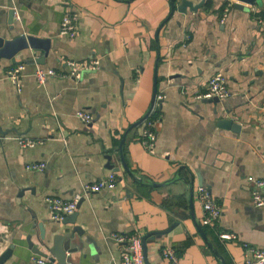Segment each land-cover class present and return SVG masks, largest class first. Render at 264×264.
Listing matches in <instances>:
<instances>
[{
    "label": "crops",
    "instance_id": "obj_1",
    "mask_svg": "<svg viewBox=\"0 0 264 264\" xmlns=\"http://www.w3.org/2000/svg\"><path fill=\"white\" fill-rule=\"evenodd\" d=\"M179 2L0 0L1 35L49 38L44 55L43 48L27 46L14 59L0 56V264L49 256L65 225L50 218L47 197L71 199L110 171L114 187L85 192L77 202L81 233L66 251L72 264H112L126 250L116 235L142 239L168 227L146 239V264H241L243 243L264 249V207L254 205L246 178H264V0L242 6L192 0L199 5L186 10ZM68 8L78 12L73 36L59 30ZM92 57L97 65L79 77L36 78L37 66L66 70L68 59ZM19 62L16 83L8 69ZM215 71L225 75L230 93L217 101L196 98ZM158 92L164 95L154 102ZM150 106L156 137L147 148L141 126L128 127ZM80 109L91 121L76 116ZM219 119L238 128L220 126ZM124 133L122 155L131 174L119 153ZM18 136L37 142L22 147ZM33 161L45 166L26 168ZM199 184L220 205L214 226L200 222ZM218 231L234 236L222 240ZM27 234L45 254L29 247ZM167 246L175 249V262L162 255Z\"/></svg>",
    "mask_w": 264,
    "mask_h": 264
},
{
    "label": "built area",
    "instance_id": "obj_2",
    "mask_svg": "<svg viewBox=\"0 0 264 264\" xmlns=\"http://www.w3.org/2000/svg\"><path fill=\"white\" fill-rule=\"evenodd\" d=\"M228 4V3H227ZM225 4L223 7V12L221 15V20L227 13L228 5ZM77 19L78 12L72 8H68L64 11L62 18L60 20L59 30L61 33H66L69 36H73L77 30ZM264 22V17L259 18ZM68 67L66 70H58L52 66H37L35 69V75L39 82H43L45 78L50 74L65 75L69 74L75 77H79L84 70L93 68L98 63V58L89 59H68L66 61ZM23 63L19 62L14 64L8 69L9 75L17 81V76L19 70L22 68ZM230 93V90L226 84L225 75L221 71L213 72L206 82V88L204 90L195 91L194 96L196 98H211V96H224ZM164 94L158 92L155 94L154 102L159 101ZM153 105V104H152ZM152 110V106L149 110ZM76 116L85 122H89L92 119V115L84 110L75 111ZM141 123V142L147 147L151 148L154 144L156 133L152 130L155 123L154 119H146L144 117ZM17 141L22 147L33 146L37 139L18 136ZM26 168L29 169H42L45 166L43 161L39 162H29L26 163ZM247 181L250 183L251 198L256 206L264 207V178L255 177L253 175L246 176ZM116 183V176L113 171H110L106 176L99 178L91 183H85L83 190L76 193L71 199H64L59 196L47 197L49 216L51 219L64 218L65 215L72 213L77 205L78 200L81 196L88 191H98L102 188H112ZM196 197L202 207V217L201 224L214 226L220 217L221 208L217 200L211 194L209 189L199 184L196 187ZM217 235L220 239H229L234 235L230 231H218ZM119 240L126 241V250L121 254V256L114 260L112 264H146L144 260L142 239L139 234L131 233L128 235H116ZM244 256L241 264H264V249L250 245L248 243H243ZM161 253L164 257L175 262L177 260V255L175 249L171 246L163 247ZM35 264H55L48 256L36 255L32 257Z\"/></svg>",
    "mask_w": 264,
    "mask_h": 264
},
{
    "label": "water",
    "instance_id": "obj_3",
    "mask_svg": "<svg viewBox=\"0 0 264 264\" xmlns=\"http://www.w3.org/2000/svg\"><path fill=\"white\" fill-rule=\"evenodd\" d=\"M243 2L245 3H253V2H261V0H235V4L242 6ZM199 5L198 2L193 3L192 0H180V2L177 4V8L179 10H186L187 6H189L190 8H196ZM157 31H156V35H157ZM41 47L43 48V54H46L48 47H49V38L48 37H41V36H37L34 34H30V33H18L14 36L11 37H5L3 35L0 34V56H8L14 59V54L16 53V51L20 48L23 47ZM33 57V56H32ZM38 56H34L33 58L36 60H40L41 58H37ZM156 74L154 75V85H153V93H155L156 91ZM204 101H217L218 100V96H211V98H202ZM151 108V106H150ZM149 110L145 113V115H143L141 118H139L138 120L134 121L129 127L135 126L137 124H139L142 119L149 113ZM220 126L223 127H231L232 129H236L238 128V125L234 122H232L229 119H219L218 121ZM126 129V131L128 130ZM125 131V133H126ZM123 134L121 140H120V144H119V153H120V158L123 162V166L126 169V171L128 173L131 174L127 164L124 161V157L122 155V143L124 140V135ZM109 157V156H108ZM111 167L112 165L109 164ZM113 169H118V167H113ZM75 217H76V212L73 211L72 213H69L67 215L64 216V218H62V223L65 225V232L63 233H57L54 235L53 238V243L50 247H48V252L50 253V255L48 256L51 260H56V264H72V257L70 255H68L70 252H72L73 250H71V246H74L75 241L77 239V235H79L81 233V227L80 225H78L77 223H75ZM36 223V222H35ZM35 226V225H34ZM33 226V227H34ZM38 227L40 229V242L44 243V232H43V226H42V222H38ZM197 228L199 230V232L201 233V235L206 238L205 233L201 227L200 224H197ZM169 229V227H168ZM160 230V231H149L147 233H145L144 235H142V248H143V254L145 257V253H146V239L148 237H152L154 234L156 233H161V232H166V230ZM27 239V243L29 245V247L32 248V250L41 253V254H45L42 253L37 247H35L32 243V241L30 240V235L27 234L26 236ZM68 250L69 253H67L66 251Z\"/></svg>",
    "mask_w": 264,
    "mask_h": 264
},
{
    "label": "trees",
    "instance_id": "obj_4",
    "mask_svg": "<svg viewBox=\"0 0 264 264\" xmlns=\"http://www.w3.org/2000/svg\"><path fill=\"white\" fill-rule=\"evenodd\" d=\"M145 118H146V119H153V118H155V112L152 113V114H149V113H148V114L145 116ZM143 119H144V118H143ZM143 119H142V121H144ZM142 121L139 123L140 126H141ZM152 130L155 131V125H153ZM202 225H203V226H208V225H204V224H202Z\"/></svg>",
    "mask_w": 264,
    "mask_h": 264
}]
</instances>
